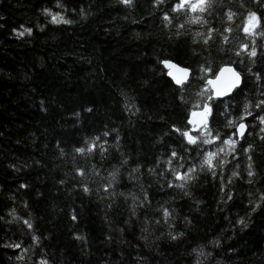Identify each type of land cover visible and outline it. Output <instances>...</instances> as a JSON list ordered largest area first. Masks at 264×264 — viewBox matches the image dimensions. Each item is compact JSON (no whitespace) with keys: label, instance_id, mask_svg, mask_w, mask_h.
<instances>
[{"label":"trees","instance_id":"1","mask_svg":"<svg viewBox=\"0 0 264 264\" xmlns=\"http://www.w3.org/2000/svg\"><path fill=\"white\" fill-rule=\"evenodd\" d=\"M179 4L1 0L0 264H264V0Z\"/></svg>","mask_w":264,"mask_h":264},{"label":"water","instance_id":"2","mask_svg":"<svg viewBox=\"0 0 264 264\" xmlns=\"http://www.w3.org/2000/svg\"><path fill=\"white\" fill-rule=\"evenodd\" d=\"M1 2V0H0ZM162 67L166 71L167 78L174 86L180 87L186 84L191 77V70L178 65L172 61H162ZM177 80L181 83H177ZM211 81V83H209ZM243 78L234 66L226 65L221 67L213 78L207 80V86L211 92V96L215 100H224L232 95V93L241 87ZM207 120L206 108L197 110L189 115V125H196L200 128ZM246 126L240 124L236 128V135L242 138L245 135Z\"/></svg>","mask_w":264,"mask_h":264},{"label":"rangeland","instance_id":"3","mask_svg":"<svg viewBox=\"0 0 264 264\" xmlns=\"http://www.w3.org/2000/svg\"><path fill=\"white\" fill-rule=\"evenodd\" d=\"M180 3H181V0H180ZM196 3H199V7H200L203 3V0H185L184 6L192 10L191 4H196ZM247 23L248 24L246 27V32H247V34H250L252 29L256 25V19L255 20H249V22H247ZM207 114H209V108H207ZM240 124H245L247 126V124L244 122H240L239 125ZM206 128L205 129H202V128L199 129V134H200L201 139L203 141H205L207 138ZM232 142H233L232 139L221 142V143L218 142L217 140L216 141L208 140L205 143L206 148L208 149L206 152V155H205V159L207 160V164H211L213 162V159L215 158V156L219 153H220V156H221V153H222V156L229 155L230 151H231L230 146L232 145Z\"/></svg>","mask_w":264,"mask_h":264},{"label":"snow or ice","instance_id":"4","mask_svg":"<svg viewBox=\"0 0 264 264\" xmlns=\"http://www.w3.org/2000/svg\"><path fill=\"white\" fill-rule=\"evenodd\" d=\"M123 3H130L131 0H122ZM184 3H185V0H181V3L179 5H177V8L174 9V10H179L180 8H183L184 7ZM199 7V3H196V4H191V8L193 11H195L197 8ZM201 10H203L201 8ZM165 19H168L167 17H165ZM256 17L254 16V14L252 16H250V20H255ZM53 21L56 22V23H59V22H65L67 23L68 21H63L62 18H58V17H53ZM252 55H255V53L253 52ZM177 83H181V81L177 80ZM209 83H211V81H209ZM262 103H264V101H262ZM183 135L185 136H188V133H183ZM189 142L190 143H195V139H193L192 137L189 136ZM77 151H80V152H83L84 149H77ZM175 155V154H174ZM252 173H249V175H251ZM235 175V173H234ZM178 179H184L185 177H181V176H177ZM87 190V189H86ZM230 198V197H229ZM165 215H169V213L167 211H165ZM240 223H244L243 220L239 221ZM173 239H176L175 236H173ZM18 247V245H17Z\"/></svg>","mask_w":264,"mask_h":264},{"label":"bare ground","instance_id":"5","mask_svg":"<svg viewBox=\"0 0 264 264\" xmlns=\"http://www.w3.org/2000/svg\"><path fill=\"white\" fill-rule=\"evenodd\" d=\"M208 117H207V120H206V122H205V124L203 125V126H201L200 128H202V129H205L207 126H208ZM194 129H197V130H199L200 128H197V126L196 125H191ZM239 126V125H238ZM237 126V127H238ZM246 126V125H245ZM247 129H248V127L246 126V131H245V134L247 133Z\"/></svg>","mask_w":264,"mask_h":264}]
</instances>
